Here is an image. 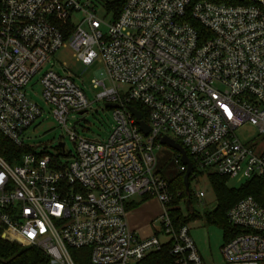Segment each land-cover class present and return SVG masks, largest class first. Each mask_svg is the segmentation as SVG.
<instances>
[{"label":"built area","instance_id":"1","mask_svg":"<svg viewBox=\"0 0 264 264\" xmlns=\"http://www.w3.org/2000/svg\"><path fill=\"white\" fill-rule=\"evenodd\" d=\"M101 9L95 0H0V134L24 147L23 134L45 113L27 94L39 76L45 105L75 145L62 169L49 155L28 152L16 165L0 156L2 238L35 247L46 264H76L74 251L88 264H141L168 243L175 264H206L189 228L174 226L173 193L156 172L155 151L164 137L174 140L193 166L191 178L205 171L264 177V0H127L107 24ZM67 47L77 63L104 67L105 78L91 81L101 90L97 102L117 105L104 141L78 137L75 124L69 128L71 116L86 113L90 103L67 65L61 73L55 64L43 72ZM245 125L257 133L246 143L237 134ZM135 196L161 206V228L153 221L149 236L127 223ZM227 218L240 233L222 247L225 264H264V206L248 197Z\"/></svg>","mask_w":264,"mask_h":264},{"label":"rangeland","instance_id":"2","mask_svg":"<svg viewBox=\"0 0 264 264\" xmlns=\"http://www.w3.org/2000/svg\"><path fill=\"white\" fill-rule=\"evenodd\" d=\"M99 18L106 24L112 19V15L107 14L103 9L99 11ZM102 30L107 32V27L103 26ZM73 51L67 47L58 52L44 67V71L50 70L52 64L54 70L61 73L60 65L65 63L69 70L74 75L75 83L84 91L86 98L90 103V107L84 115H72L69 121V128H72L73 124L78 122L75 132L78 137L88 140L104 141L108 139L112 133L115 121L113 117L112 109H106L104 102H97L96 96L101 90L93 89L91 81L96 78H100L101 74H104L102 78H105V70L102 65H94L92 67H85L75 61L73 58ZM39 76H36L27 88L28 97L40 105L45 113L33 127L26 130L22 136L24 147L30 149V153L37 155H49L58 158L61 164H66L72 158L75 153V145L70 140L67 133L60 126L56 118L52 114V108L47 107L42 99V86L38 82ZM107 87H110L109 82L105 79ZM242 142L246 143L249 139L254 138L257 133L256 130L250 126L245 125L237 132ZM65 144V152L59 148V144ZM157 158L156 172L162 175L165 179L171 180L173 177L181 174L180 170L174 162V150L170 147L161 145L160 148L155 151ZM208 174L210 172H200L196 178L190 179V196L183 199L179 208L184 217H188L192 214L199 215L200 218L191 220L187 227L190 230V235L194 240V243L202 256L206 264H225L222 254V247L225 245V230L218 225H209L204 219V215L207 212H211L216 208L217 202L210 184ZM246 180L241 176L230 178L228 185L231 188H240ZM204 192L205 197L199 199L197 194ZM134 201L139 205L148 201L144 200L141 196H135ZM155 200V199H154ZM150 209L155 212L158 211V207L151 206ZM158 217L160 215H157ZM156 216V217H157ZM158 217L153 219L155 221V230L158 231L161 228V223ZM152 224V222H151ZM161 241H165L166 237L163 234H157ZM75 259L79 260L81 264H88V257L76 252L73 254ZM76 264H78L76 262Z\"/></svg>","mask_w":264,"mask_h":264},{"label":"trees","instance_id":"3","mask_svg":"<svg viewBox=\"0 0 264 264\" xmlns=\"http://www.w3.org/2000/svg\"><path fill=\"white\" fill-rule=\"evenodd\" d=\"M100 6L112 15L113 19H118L127 0H95ZM203 0H193L198 2ZM214 3H224L228 5H248L252 0H207ZM138 108L144 118L145 113L142 108L137 104H132ZM30 152L29 148H20L14 145L9 139L0 134V156L10 165L18 164L20 157ZM44 154L40 155L43 156ZM58 158H55L54 166L57 169H62L63 166ZM186 173H181L171 180H167L170 191L173 193V201L169 206L170 216L174 223L175 228H181L187 226L191 220L200 218L199 215L192 214L188 217H184L181 209L179 208L180 202L186 197L190 196V179L189 186L186 188L184 177ZM210 184L213 188L216 197V208L207 212L204 215V219L209 225H218L224 228L225 244L236 237L240 230L233 228L227 218L228 211L233 208L239 201L252 197L260 205L264 206V177L252 178L245 181V183L238 189L231 188L228 184L229 177L221 176L218 174H208ZM144 200L153 198L151 196H143ZM139 204L131 203L128 205V211L136 208ZM81 252V251H74ZM48 259L46 256L36 249L35 247H25L17 243L9 242L2 238V231L0 229V264H46ZM78 264L79 260L76 259ZM141 264H175L173 255L171 254L170 243L165 244L161 251L152 252L143 260Z\"/></svg>","mask_w":264,"mask_h":264},{"label":"crops","instance_id":"4","mask_svg":"<svg viewBox=\"0 0 264 264\" xmlns=\"http://www.w3.org/2000/svg\"><path fill=\"white\" fill-rule=\"evenodd\" d=\"M143 198V197H142ZM155 198H150L148 201L138 205L136 208L128 211L127 223L131 230L138 232L144 236L151 235L150 225L153 219L157 218V215L161 214V206ZM131 203H136L133 201ZM158 207V211L150 209L151 206ZM157 216V217H156Z\"/></svg>","mask_w":264,"mask_h":264},{"label":"water","instance_id":"5","mask_svg":"<svg viewBox=\"0 0 264 264\" xmlns=\"http://www.w3.org/2000/svg\"><path fill=\"white\" fill-rule=\"evenodd\" d=\"M116 107H117V105H115V104H105L106 109H112V108H116ZM130 111L132 112L134 117L137 119V122H138V125L140 126L141 131L144 134L148 135L150 132V128L141 120L142 119L141 113L139 111L135 110L133 107L130 108ZM80 115H84V112L80 113ZM77 124H78V122L75 123L74 127H76ZM161 145L170 147L171 149L177 151L178 153H180L182 155V163L187 166V171H186V174L184 177V181H185L186 188H188L189 179H190L191 174L193 172V166H192L189 158L187 157L185 150L178 143H176L174 140H172L168 137H164L161 140ZM59 147L61 149H64L65 145L63 143H60Z\"/></svg>","mask_w":264,"mask_h":264}]
</instances>
